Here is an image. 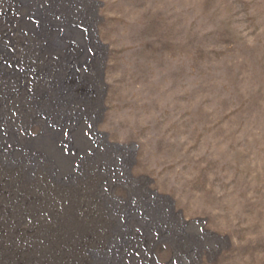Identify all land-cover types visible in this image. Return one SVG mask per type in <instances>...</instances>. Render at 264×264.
Masks as SVG:
<instances>
[{"label": "rangeland", "instance_id": "374dc122", "mask_svg": "<svg viewBox=\"0 0 264 264\" xmlns=\"http://www.w3.org/2000/svg\"><path fill=\"white\" fill-rule=\"evenodd\" d=\"M38 1L0 0V117L27 141L0 129V264H264V0ZM84 19L82 99L51 56ZM84 104L70 148L49 118Z\"/></svg>", "mask_w": 264, "mask_h": 264}, {"label": "flooded vegetation", "instance_id": "af4514ba", "mask_svg": "<svg viewBox=\"0 0 264 264\" xmlns=\"http://www.w3.org/2000/svg\"><path fill=\"white\" fill-rule=\"evenodd\" d=\"M50 1L51 0H44L43 4L41 1H38L37 6H39V13L36 14L37 18H35V16H32L31 18H35L39 22L40 16L43 17L44 15L45 18H47ZM47 24L51 30H56L53 25L50 23H46V25ZM68 25L70 26L72 23H68ZM58 27L59 26H57V29ZM62 28L66 29L68 37H59L52 42V48L55 50L56 54L51 56L56 58L55 60H58L57 63L63 62L64 64V71L60 78L61 89L63 90V93L71 95L77 92L82 96V99L87 98L85 97L86 93L91 91V93L88 94V97H92V86L95 81L94 76L92 75H94L98 67V60L101 57V46L98 44L96 34L93 32V23L90 19H84L83 23L79 25L81 35L78 37L70 33L71 29L67 25ZM92 78L94 80L93 83L91 81ZM97 112L98 109L96 107L87 108L84 104L76 112L68 111L64 114L59 113V115H62L60 116L61 118H58L57 115H51L49 119L52 121L53 126L58 129V132L63 130L66 131V138L63 142L71 148V139L73 138V132L71 133V131L73 128H79L86 125L85 130L91 133L90 131L95 126V116ZM14 120L15 119L12 115H8V117H0V129L3 127L5 131V136L3 137L4 142L12 149H27L23 147L27 142L26 137L21 138L20 135L16 133ZM77 124H80V126ZM8 130H10L11 133H9ZM141 234L142 236H134V238L145 239V232H143V230H141ZM138 255H140L139 260H145L147 263L149 262V259L145 257L143 253L139 252Z\"/></svg>", "mask_w": 264, "mask_h": 264}, {"label": "bare ground", "instance_id": "6f19581e", "mask_svg": "<svg viewBox=\"0 0 264 264\" xmlns=\"http://www.w3.org/2000/svg\"><path fill=\"white\" fill-rule=\"evenodd\" d=\"M33 16H35V18H37V15H33Z\"/></svg>", "mask_w": 264, "mask_h": 264}]
</instances>
